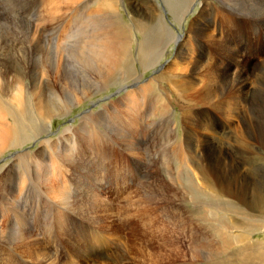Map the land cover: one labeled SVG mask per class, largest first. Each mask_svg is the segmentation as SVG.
I'll use <instances>...</instances> for the list:
<instances>
[{
  "label": "rangeland",
  "instance_id": "374dc122",
  "mask_svg": "<svg viewBox=\"0 0 264 264\" xmlns=\"http://www.w3.org/2000/svg\"><path fill=\"white\" fill-rule=\"evenodd\" d=\"M59 1H60V6L63 5L64 1L63 2H62V0H59ZM59 1L57 2V0H52V1L51 0H0V74H2V75L4 74L5 79H6V80L4 79V81L0 80V92H1L0 93V95H1L0 100H2L1 106H2V104H4L3 102H6V104L8 103L10 105V107L8 109L10 111V112L8 111V116H9L8 121L11 123L13 122L12 124H15V127H16V124H18V126L16 127L15 130L17 132L19 131L18 132V135H19L18 136L19 137L18 143H16L17 145L16 144L12 145L13 147L14 146L15 147L17 146V147L13 148L12 146H10L11 143H8L9 145L6 146V148L8 147V149L6 150V148H5L4 152L2 150L1 151L2 154L0 152V156H1L0 160H3L4 158H7L9 156L7 159L0 161V185H1L0 186L1 187L0 193L3 190H9V189L13 188V189H15V194L13 193L14 194L13 196L17 197V196H19L18 193L20 192V190L23 189V195L21 194V198L19 197L20 199L18 198V201L15 199V197H11L9 199L0 198V214L2 213L0 215V227H1L0 228V231H1V233H0V236H1L0 237V244L2 245V246L0 245V254H1L0 255V258H1L0 264H32V263H30L29 260L28 261L26 259L23 260L22 257H20L18 254H16V253H19V251H20V248H18V246H17V245H19V243H17L18 242L17 234H15V233H17L16 230H18V229L22 232V234L27 233V232L28 233L31 232L30 233L31 238H32L31 243L33 244L31 249L33 250L34 256H37L38 252L36 253V251H37L36 248L42 242L43 246L46 248V250L48 249V252L50 254L55 255L58 258H60V261L58 263H57V261H55V264H63L64 263L63 260L65 258H66L65 260H68V261L71 260V262H74L77 264H131V260L129 262L128 261L129 259L127 257L128 256L127 254H130V252L127 253V251H129V247L132 246V244L135 243V245L138 246L139 249H137V251L139 253L138 255L140 256V254L142 255L143 253L150 251V247L151 248L154 247L156 249H159L161 247V245L156 244V243H159L160 235L161 236L165 235L164 232L161 233V231H159V234L157 236H153V234L151 232V228H153L152 227L153 226L152 218L154 217L155 220H160V218L156 214L157 213L155 211L156 207L153 206V204H152L154 191H152L151 189H147L148 191L147 190L145 191V189H146L145 187L147 184H149V186L150 185L153 186L152 185L153 183H155L157 181L163 182L164 179L168 178L167 179L168 180L167 181L168 189H164L165 190V196H163V197L160 196V197L165 199L166 202H167V200H169V201L172 200L171 202L174 203L175 205H177L180 209H182V211L185 215H189L191 217L190 221L194 224V226H192V228L196 227V225H199V224H206L207 225L206 221H203V222L198 221V211L196 210V208H194L196 206L193 202H191L190 196L188 194H186L184 192V190L182 189L181 184L183 185V183H184V185H186V183H187V180H186L187 174L185 172H188V171H186V170H185V172L182 171L183 176H182L181 180L178 179L176 177L177 176V164L175 166L174 161H173V157H172V156H174L173 155L174 154V150H173L174 149V147H173L174 143H176V145H175L176 150H177V144H180V143L187 144L189 148H192L194 146V144H193L194 140L190 139L189 135L186 136V134H183V133H186V130H184L182 113L185 110L187 104L182 99V97H183L182 92L175 89L177 78L170 76V75L167 77L165 75H162L158 78L159 74L161 72H164L166 67H168V63L171 61V59L173 58V56L175 54V51L177 49V42L175 40L177 39V37L183 35V33L188 30V27L190 26L191 21L194 20L199 15L200 12H201L200 15L205 13V14H208L207 17H210L211 13L217 9H219L217 12L220 11V13H221V14L218 13V15H217L218 17L219 16L222 17L221 15H222L224 9H226L235 15V20L243 21V24H242L243 26L241 24L235 26V25H233V23H231L232 26L229 25L230 29L225 28V30L232 31L235 27L240 26L239 29L241 30V32L244 35H247L248 33H250L252 31L253 28L255 30L256 26H253L254 23H257L259 25L258 21H260V18L261 19L264 18V13H263L264 12V2H263L264 0H243V1L242 0H238V1L237 0H230V3L232 5L228 4L229 6L221 4L224 2L222 0H152L154 5H155L157 12L155 13V18L153 20V23L151 25L145 26V29H143L144 26H141V25L139 26L135 23L133 24V22H136L137 14L139 12L145 11V5L142 3V0H138V1L136 0L135 2H134V0H132L133 6H130L128 4L127 0H76L73 3H71V2L64 3L66 6L63 5L61 7H59V5H58ZM115 1H117V2H115ZM77 2L79 4H77ZM107 2H109V3H107ZM118 2H120V3H118ZM187 3H188V5H187ZM75 4H77V6ZM140 4H141V6H139ZM74 5L76 6L75 8L72 7ZM142 6H143V8H142ZM230 6L235 7V8H232ZM62 7L63 8L67 7V9L64 8L65 9L64 10V9H62ZM56 8H57V10H55ZM214 8H215V10H214ZM81 9H82V12H81ZM95 9H97V10H95ZM136 10H137V13L135 12ZM141 10H143V11H141ZM182 10H183V12H182ZM53 11H54V13H53ZM62 11H64V12H62ZM90 12H92V13L94 12V13L92 14ZM113 13H115V14H113ZM52 14L53 15L55 14V15L53 16ZM78 15H80V18L78 17ZM133 18H134V20H133ZM91 20H93V21H91ZM130 20L131 21L133 20V21L131 22ZM90 21L94 22V23H91ZM118 21L121 22L120 26L122 27V29H124L123 30L124 32L122 31V36H124V39L126 38L125 39L126 42L124 43L126 55L123 58L124 60L126 59V63L124 65V69L122 70L123 74H122V71L121 72L119 71L110 79H106L105 75H103L101 73L100 68L96 67L94 64V61H95L94 52H93L94 49L91 47H93V41H94L93 38L94 37H96V38L101 37L98 34L102 33L103 31H101V30L105 29L104 23L107 25L109 22L111 23V22H118ZM98 22H100V23H98ZM85 24L87 27H85ZM261 24H262V27L261 26L257 27V31H256V36L257 35L259 36V37L257 36L258 40H259V44L258 45L255 44V46H254V43H253L252 50H248L247 48H245L247 45L245 43L236 44V48H234V50L237 52H238V50L240 51V53L239 52L238 53L241 57V59H240L241 61L240 60L238 61L235 58H230L229 67L233 66V64H236L238 67H240L241 70H244L241 67L243 65L247 66V64H249V67L251 68V69L249 68V71H252V67L257 62L262 63L264 61V57H262V56H264V20L261 22ZM93 25H95V26H93ZM244 25H246V26H244ZM223 26L226 27L225 24ZM95 28H97V30ZM248 29H251V30H248ZM17 30H18L19 34L16 32ZM81 30L83 33H81ZM32 31L34 34L32 33ZM87 34H89L90 37ZM230 35L236 36L238 34L231 33ZM30 36H31V38H30ZM247 36H249V35H247ZM12 37H14V38L12 39ZM145 37L147 39H145ZM16 38H18V39H16ZM73 39H75V40H73ZM74 42H75V44H74ZM90 42H92V44ZM81 43L83 44V46H80V45H82ZM85 44H87V45H85ZM39 45H40V47H39ZM259 49L262 50L260 55L257 54V52L260 51ZM85 54H87V55H85ZM144 56H146V59H144ZM242 59L245 60V63L242 62L243 61ZM263 69L260 70L259 72H260V79L264 85V70ZM134 74L141 75V78H140L139 82L135 83V85H133V87L130 88L129 86H131V84L133 83V80L131 78L129 79V75H134ZM121 76H123V77H121ZM261 76H262V78H261ZM100 77H102V78H100ZM89 78H90V80H89ZM97 82H99V83H97ZM19 83L25 84L26 85L25 89L27 91V94L22 97V101H21L22 107H21V111H20L21 114L20 115L17 113L18 111H16V110H18L17 108H15V107H17L16 104L11 102V99H13V94L15 93V90H16V86ZM70 83H71V85H69ZM95 83L98 86L95 85ZM37 84H38V86H37ZM83 84H84V86H83ZM111 84L113 86H111ZM143 84H144V86H143ZM65 85H69V86H65ZM124 86L126 87L127 92L134 90L136 87H143L144 92L148 91L147 95L145 96V100L143 101L142 111L144 112L147 109H150L153 111V113L155 112L154 115L149 116V118H148L149 120L147 119V123H148L147 125L149 127L146 124L142 125V128L148 127V131L144 132L146 134V136H144V139H140L139 141H137V144L132 143L133 144L132 147H134L135 150L138 152V153L135 152L136 157H140L141 159L137 160L133 151H131L130 149L124 150L119 144H116L113 139L107 140L109 138H102L101 140H104L105 143L103 141L99 142V144L101 146V151L103 150L102 152L108 153V154L115 153L114 155L117 156L116 157L117 160H119L120 162L122 161V164L120 165V167H122V168L119 169V170H121V172L119 173L117 179L115 177H113L115 179L112 178V180L111 179L108 180L110 182L115 181V183L111 184V185L96 184L95 186H92V185H89L87 179H84V180L83 179H77V183L74 180V184L77 186L72 187L73 190H72V188H70L71 190L68 189L65 192H61L62 194H59V196L57 194V197H56L58 199V198H62L64 196L63 197L64 203L69 202V205H73V211L70 213L61 214L60 215L61 222H57L56 214H54L55 211L54 210L50 211L48 209L47 197L42 194L43 187L40 186V188L35 190L33 188V184H35V183H32L31 185H30V182L25 183V181H27V179H28L27 177H31L30 180H32V179H35L36 176L38 177L37 174H39V173H37V174L35 173L36 174V176H35V174H34L35 171L33 169L34 167L32 164H24L23 165L24 169L22 168V165H21V164H23L22 153H24L26 151L24 154H28L32 157H36L38 155H42L43 153L46 156H48V155L54 153V151H59L60 146L63 147L64 144L63 143L60 144V142H59V143H57L56 146H54L53 141L55 143L57 141V139L61 135H63V132L65 129L71 128V129L77 130L80 127H82L84 124L90 122L89 120L96 121L94 123V126L96 128L99 127V129L101 131L105 132L107 134V136L113 137L114 136L113 135L114 130L117 129L116 126L123 125L122 121L120 119V115L117 112V110H118L117 107L120 104L121 99L126 95V93L125 92H121V93L118 92L116 94V96H114V97H113V94L115 92H117L119 90V88H122ZM106 87H107V89H106ZM35 89L37 90V92ZM128 89H131V90L128 91ZM28 90H30V91H28ZM31 91H33V92H31ZM262 92H264V91H262ZM262 92H259V93H261L260 96L258 94L257 97L254 99V103L250 107V111H249L250 113H248L247 132L250 135V137H252L255 140L253 143H250L251 144L250 147L254 149V156H252V159L248 161L247 166H243V168H241V170H243L242 172L247 175L248 179L251 180L253 185L258 190H262V189L264 190V143H263L264 141H261V138L264 137V101L261 100L264 98V93H262ZM29 93H30V95H29ZM53 94H55L58 97V100L53 99V96H52ZM81 94H82V96H81ZM259 97H261V98H259ZM146 98L147 99L149 98L148 101ZM72 99L78 100V103L75 104L74 107H72V109H70L68 114H65V113L62 114L61 113L60 115L57 116L56 115L57 113H55V112L58 111V105L62 106V104L65 101L70 102ZM149 101H151V102H149ZM168 101H170V103H171L170 106L168 107V110L171 109L170 113H169V119H168V122L162 123L160 121V119L158 120L160 113H158L157 111L160 110V107L163 103L166 104ZM256 101L258 102V104ZM38 103H40V106H41V104H44V108L47 109L45 111L48 112V116L53 115V117H51V120L49 122V125H50L49 131H45L48 134L43 132L44 130H42L43 128H42L41 124H37L38 123V120H36L37 117L35 116V114L32 111V109L39 106ZM255 103H256V105H255ZM25 104H27L28 106L30 105L31 107L29 108L26 105V107L29 108V109L27 108L28 109L27 110L26 107L24 108ZM261 104H262V106H261ZM45 105H47V107ZM253 105H255V106H253ZM40 106H39V108H40ZM155 106H156V108H155ZM257 106H258V108H257ZM5 107L7 108V106H5ZM42 107H43V105H42ZM203 107H207V106H203ZM13 108L15 111L13 110ZM24 110H26L27 112L26 111L24 112ZM112 111H114V112H112ZM253 111H256L257 115ZM14 113L17 114L16 116H18L19 119H20V117H22V119H24V120L26 118V120H25V121H27L26 124L29 123V124H27L29 126H27L24 123L25 122L24 120L20 119V121H19L18 117H17V119H18L17 120ZM54 113H55V116H54ZM85 113H88L86 115L90 114V116H92V117L91 118L90 117H88V118L83 117V114H85ZM107 113H111V116H107L106 115ZM190 113L194 114L195 110H190ZM215 115H213V124L217 122L213 127V130L215 131V133L217 132L216 134H218V133L223 132L221 135L226 134V135H229L230 137L233 136L232 133H234V131L232 128H230L229 123H227V121L224 119V117L222 118L219 115H217L216 113H215ZM11 116L12 117L15 116V117H13V118H15L14 119L15 122L13 121ZM255 116L256 117L258 116L257 120H256ZM39 117L42 118V115ZM261 117H262V119H261ZM84 120L86 122H84ZM99 120H100L101 124L98 123ZM16 121L21 122V123H17ZM170 122L173 123L174 125H171ZM51 123H52V125H51ZM97 123H98V125H97ZM256 123H258V124H256ZM19 124H20V126H19ZM167 124L169 126L170 131H168L167 129L165 130V128H164V125L167 126ZM23 125L27 126L28 128L30 127V130H28V128L24 127ZM257 125H258V128L260 126H261V128L257 129ZM21 126H22V128H20V130L19 129L17 130V128H19ZM35 128H36V130H35ZM153 129L154 130H160V131H158V133H154ZM124 130H125L124 131L125 135H127L129 138L131 136V140H133L135 133L132 132L129 128H127V129L125 128ZM28 131H29V133H27ZM130 131H131V133H130ZM37 132H38V134H37ZM60 133H61V135H60ZM161 133H163V134L161 135ZM195 133L198 134L197 131ZM110 134H112V135H110ZM26 135L28 136V138H26V141H25V137H27ZM32 135L33 136L35 135V136L31 137ZM37 135H39V136L37 137ZM165 135H167V137H168L167 142H166V146H165V139H164ZM255 135H257V136H255ZM259 135H261V136H259ZM162 136H163V138H162ZM44 138L49 140L50 143L45 144L46 141H44L43 142L44 145H43L41 143V141H42V139L44 140ZM170 139H172V141ZM141 140H143V141H141ZM22 141H24V142H22ZM28 141L31 142L32 144L29 143ZM153 143H154V145H153ZM170 143L172 144V146H170ZM227 143H229L231 145L230 148H235L237 146V144H234V143L233 144L230 142H227ZM236 143H237V141H236ZM112 144L115 147L111 149ZM224 144H225V139H224ZM46 145H47V147H46ZM217 145H218L217 147L219 148V147H221L222 144L218 143ZM44 146H45V148H44ZM53 146L55 147L56 150L53 148ZM18 147H20V148H18ZM115 149H116V151H114ZM154 149L156 151H152ZM224 150H225V148H224ZM233 150H235V149H233ZM233 150H232V153H227L225 155V160H223V162L225 163V161L227 160V163L229 165L238 166L240 164V161H239V158H237L236 155L234 154ZM15 152H16V154H15ZM129 152H131V153H129ZM231 154L233 156H231ZM10 155H13V156H10ZM17 156H19V157L17 158ZM228 156H229V158L231 157L229 160H228ZM15 157L18 160H16ZM160 157H162V159L168 158L170 160L169 167L171 166V171L173 172V173H171V177H168L167 175L164 177L165 173H163V172H165V170L162 171V168H160L161 167L160 161L158 160ZM171 157H172V159H171ZM19 159H21V160H19ZM15 160H16V162H15ZM84 162H83L82 166L87 170H91L92 162H89L88 160H85ZM162 163L165 164L164 166H168L167 162H162ZM236 163H237V165H236ZM19 164H20V166H18ZM25 166H26V168L28 167L29 170H27L25 168ZM17 167L18 168L20 167L21 169L19 168V170H17L18 169ZM2 169H4V170L2 171ZM246 169H249V172H247ZM15 170H16V172H15ZM94 170L98 171L96 168H94ZM156 170H158V171H156ZM12 171H14V172H12ZM24 171H25V173H24ZM8 172L10 175L11 174L13 175V176L11 175L12 181L10 183H6L4 181V177L5 178L7 177L6 175H8ZM27 172H30L29 176H28ZM101 173L104 174L105 172L101 171ZM21 174H22V176H21ZM25 174H27V176ZM151 174H153L156 178L155 179L151 178L152 177ZM121 175H125L126 179L124 180L121 177ZM17 178H20L21 182L20 183L16 182L17 183L16 184L15 180ZM2 179H3V181H2ZM138 179H140V180H138ZM184 179L186 181L183 182ZM169 180H171L172 182H170ZM23 181L25 184H22ZM108 181L106 180V182H108ZM117 181L119 183V186L116 184ZM168 182L170 184L171 183L172 184L170 185ZM44 183H45V181H42V183H40V184L41 185L46 184L47 190L49 189V183L52 185L50 180H49V182H46L45 184ZM6 184H8V185H6ZM10 185H12L13 187ZM7 186H9L10 188L8 189ZM89 186H92L91 188H94V190L92 192L88 191ZM109 186H111L112 188ZM117 186L121 188V189H119V191L121 190L123 195L126 193L124 195L125 197L122 194L118 195V194L112 192V190L116 189ZM178 187H179V189H178ZM95 189H100V190H98V194H97V192H94ZM59 191H61V189ZM69 191H71V192H69ZM72 191H73V193H72ZM87 191L89 193H87L86 196L89 194H92V196L94 198H95V194L98 196H100L101 194H104V195L110 194L109 198L111 200H108L107 207L110 211L113 210L115 218H114V215L108 216L109 219L106 220L107 224H105V225H110V227H112L115 230L118 229L117 232L120 234H118L119 240H118L116 246L110 244L108 247H106V244H103V245L101 244L102 241H101L100 237L103 236V233L101 232L99 227L96 228L90 222V221H92V222L95 221L92 218L93 216L89 214L90 210H91V208H89L90 206L88 204H86L84 206L81 204L79 199L76 200L77 199L76 197H79L80 195H84L85 192H87ZM25 192L27 195L25 194ZM181 192L182 193L184 192V193L181 194ZM151 193H153V194H151ZM174 193L178 194L177 198L184 196V202H182L183 199H181L182 201L180 199L178 200L177 198L174 199L173 198ZM86 196H85L84 200L86 199ZM121 196L124 198L122 199ZM139 196L141 197L142 201L144 199L148 200V201H146L147 204L144 205V206H147V208H144V206L140 203L142 201H140L141 199H139L140 198ZM144 196H145V198L143 199ZM111 197H113V198H111ZM129 202H133V203L137 204V205H135L136 207L139 206L137 208L135 207V209H137V211L133 210V213H131V211L129 212L126 209V206ZM186 202H188V203H186ZM7 203H8V205H6ZM110 204H112V205H110ZM165 204H167V203H165ZM186 204H188V206ZM193 204H194V206H193ZM151 206H153V207H151ZM12 207H13V211L11 209ZM80 207H81V209H80ZM14 209H16V210H14ZM123 209H124V211H123ZM147 209H149V210H147ZM152 209L154 211H152ZM254 209L256 211L257 208H254ZM85 210H87L88 212ZM66 211L68 212V210H66ZM192 211L194 212L193 214H192ZM74 213H76V215ZM84 213L85 214L87 213V214L85 215ZM138 214L141 215V221L140 222H138V219L136 222L135 217H137ZM153 214H154V216H153ZM134 218H135V220H134ZM236 218L239 219V216H237ZM86 219H88L89 221ZM109 220H111V221H109ZM114 221H115V223H114ZM108 222H109V224H108ZM148 222H149V224H148ZM57 223H59L60 225H57ZM96 223H99V221L97 220ZM143 223H145V224H143ZM6 224H8V225H6ZM17 225H20V227ZM130 226L131 227L133 226V228H131ZM145 226L146 227L148 226L147 227L148 229ZM4 229H6V230L4 231ZM13 229L15 230V232L13 231ZM61 230H65V231H61ZM32 231H33V233H32ZM152 231H154V230H152ZM5 232H6V234H5ZM11 232H14V234L12 233L14 236L11 235ZM148 232H149V234H148ZM34 233H35V236H34ZM189 233L190 232L188 231V229L185 228L184 231L180 232L179 235H181V237L183 236V237H188L191 239ZM1 234H3V235H1ZM97 234H99V235H97ZM2 236L5 238L6 241L4 240V238ZM6 237H8V238H6ZM110 237L111 238L115 237V235H113V236L111 234L107 235V238H110ZM181 237L179 238V241L181 240ZM249 239L251 240V242H253V245H258V246L264 247V227H262V226L260 227V225L257 227H253L251 230V234L249 236ZM34 241L36 244L34 243ZM11 243H13V245L15 243V246H13ZM10 246H12V247H10ZM16 247H17V249H16ZM144 247H147V249L146 248L144 249ZM9 248H11V249L8 252L7 250ZM96 248L98 250H96ZM13 249H14V251H13L14 255L13 256H15L16 259L11 255ZM181 249H182L183 254H182V252H180L181 253L180 256H176L174 254V263L173 264H190V263L195 264L196 259L194 258L192 260V258L194 256L191 253L189 254V252H191L190 251L191 250V240H190V242L188 240H183L182 244H181ZM16 250H18V251L16 252ZM165 250L168 254L169 249H165ZM2 252L5 254V256ZM226 252H227V250H221L222 254L223 253L225 254ZM263 252H264V250H263ZM227 253L230 254V251ZM229 254H227V255H229ZM253 254L256 255V253H253ZM9 255L11 257H9ZM2 256H4V257H2ZM129 256H131V255H129ZM7 257H9V260H7L8 259ZM88 258H90V259H88ZM13 259H15L14 262H13ZM32 259H34V258H32ZM6 260L9 262H7ZM194 260H195V262H194ZM235 260L238 261V264H240V258L239 259L236 258ZM153 261L155 262V264H157L156 262H158L157 260H153ZM166 261L171 263L173 260L169 259ZM138 263H139V261H138ZM150 264H152V263H150Z\"/></svg>",
  "mask_w": 264,
  "mask_h": 264
},
{
  "label": "bare ground",
  "instance_id": "6f19581e",
  "mask_svg": "<svg viewBox=\"0 0 264 264\" xmlns=\"http://www.w3.org/2000/svg\"><path fill=\"white\" fill-rule=\"evenodd\" d=\"M58 1L59 0H57V2ZM63 1H64V3H69V2L73 3L76 0H62V2ZM135 1L136 0H134V2ZM222 1H224L225 3L223 2L221 4H224L226 6H229L231 4L230 0H222ZM115 2H117V1H115ZM127 2L130 6H133L132 0H127ZM64 3H63V5H65ZM107 3H109V2H107ZM118 3H120V2H118ZM142 3L145 5V11L139 12L137 14L136 22H133V24L135 23L139 26L140 25L144 26L143 29H145V26L151 25L153 23V20L155 18V13L157 11H156L155 5H154L152 0H142ZM77 4H79V3L77 2ZM77 4H75V5L77 6ZM58 5H59V7L63 6V5L60 6V1H59ZM75 5L72 7L75 8L76 7ZM187 5H188V3H187ZM139 6H141V4ZM230 7H232V6H230ZM57 8L55 10H57ZM64 8L62 7V9H64ZM142 8H143V6H142ZM232 8H235V7H232ZM65 9H67V7ZM95 10H97V9H95ZM214 10H215V8H214ZM218 10L219 9L213 11L211 13L210 17H207L208 14H205V13L200 15V13H201L200 12L199 15L194 20L191 21L190 26L188 27V30L185 31L183 33V35L177 37V39L175 40L177 42V49L175 51V54H174L173 58L171 59V61L168 63V67H166L164 72H161L158 76V78H159L162 75H165L166 77L170 75V76L177 78L175 89L182 92V94H183L182 99L188 105V106L186 105V108L182 113L184 130H186V133H183V134H186V136L189 135L190 139L194 140V143H193L194 146L192 148H189L187 144L180 143V144H177V150H176V148H175L176 143H174L173 144V147H174V149H173L174 154L173 155L174 156H172V157H173V161H174L175 166L177 164V176L176 177L178 179L181 180V178L183 176L182 171H184V172H185V170L188 171V172H185L187 174V178H186L187 183H186V185H184V183H183V185L181 184L182 189L184 190V192L186 194H188L190 196L191 202H193L195 204L196 207H194V208H196V210L198 211V221H202V222L206 221L207 225L206 224H199V225H196V227L192 228V226H194V224L190 221L191 217L189 215H185L183 213L182 209H180L177 205H175L174 203L171 202L172 200L171 201L167 200V202H166L165 199L160 197V196H162V197L165 196V190L164 189H168V186H167V181H168L167 179L168 178L164 179L163 182L157 181V182L153 183L152 184L153 186H151V185L149 186V184H147L145 187L146 188L145 191L147 189H151L152 191H154L152 204H153V206L156 207L155 208V211L157 212L156 214L160 218V220H155L154 217L152 218V221H153L152 227L153 228H151V232H152L153 236H157L159 234V231H161V233L164 232L165 235H162V236L160 235V239H159L160 241H159V243H156V244L161 245V247L159 249H156L154 247L153 248L150 247V251L145 252L142 255L140 254V256L138 255L139 253L137 251V249H139L138 246H136L135 243L132 244V246L129 247V251H127V253L130 252V254H127L128 255L127 257L129 259V260L128 259L127 260L129 262L131 260V264H134V263L135 264L136 263L137 264H144V263L145 264H150V263L155 264V262L153 260H157L158 261V262H156L157 264H173L174 263V254L176 256H180V254H181L180 252H182L181 244H182L183 240H188L189 242L191 240V250H190L191 252H189V254L191 253L194 256L192 258V260L194 258L196 259L195 264H202V263L203 264H238V261L235 260L236 258H238V259L240 258V264H264V252H263L264 247L258 246V245H253V242H251V240L249 239V236L251 234V230L253 227H257L259 225H260V227L261 226L264 227V190L263 189H262L263 191L258 190L253 185L251 180L248 179L247 175L242 172L243 170H241V168H243V166H247L248 161L252 159V156H254V149L250 147V145H251L250 143H253L255 140L252 137H250V135L247 132V128H248L247 121H248V113H250L249 112L250 107L254 103V99L257 97L258 94L260 96L261 93H259V92L264 91V85L260 79V72H259L260 70H262L264 68V61L262 63L260 62L261 64L259 62H257L254 66L252 65L253 66L252 71H249L250 67H249V64H247V63H246L247 66L243 65L241 67L244 70H241L240 67H238L236 64H233L234 67L233 66L229 67L230 58H235L238 61L241 59V57L239 55L240 51L238 50V52H239L238 53L237 51L234 50V48H236V44L245 43L248 45V46L246 45V47H245L248 50H252L253 43H254V46H255V44H257V45L259 44V40H258L259 36L258 35H257L258 37L256 36V31H257V27H260V26L262 27L261 22L264 20V18L263 19L260 18V21H258L259 25L257 23H254V25L252 24L253 26H256L255 30L253 28L252 31L247 34L249 36H247L241 32V30L239 29L240 26L235 27L232 31L225 30V28L230 29L229 25H231V23H233V25L236 26L239 24L242 25L243 21L235 20V15L226 9H224V11L221 15L222 17H220V16L218 17L217 15H218V13H220V11L217 12ZM141 11H143V10H141ZM62 12H64V11H62ZM81 12H82V9H81ZM135 12L137 13V10ZM182 12H183V10H182ZM53 13H54V11H53ZM90 13H92V12H90ZM113 14H115V13H113ZM78 17L80 18V15H78ZM133 20H134V18H133ZM91 21H93V20H91ZM91 23H94V22H91ZM98 23H100V22H98ZM224 24L226 25V27L223 26ZM120 25H121V22H119V21L118 22H111V23L109 22L107 25L104 23L105 29L101 30L103 32L98 34L101 37L100 38H96V37L93 38V40H94L93 41V47H91V48L94 49V51H93L94 57H95L94 64L96 67L100 68L101 73L103 75H105L106 79H110L119 71L121 72L124 69V65L126 63V59L125 60L123 59L126 55V53H125L126 50H125V45H124V43L126 42L125 41L126 38L124 39V36H122V31L124 29H122V27ZM93 26H95V25H93ZM244 26H246V25H244ZM85 27H87L86 24H85ZM95 29L97 30V28H95ZM248 30H251V29H248ZM16 32L18 33V30ZM32 33H33V31H32ZM81 33H83L82 30H81ZM231 33L238 34V35L232 36V35H230ZM87 35L90 37L89 34H87ZM31 36H30V38H31ZM13 38L14 37H12V39ZM16 39H18V38H16ZM145 39H147V38L145 37ZM73 40H75V39H73ZM90 43L92 44V42H90ZM74 44H75V42H74ZM85 45H87V44H85ZM80 46H83V44ZM39 47H40V45H39ZM261 51L262 50L257 52V54L260 55ZM85 55H87V54H85ZM262 57H264V56H262ZM144 59H146V56H144ZM242 62L245 63V60H243ZM122 74H123V71H122ZM102 77H100V78H102ZM121 77H123V76H121ZM130 78L133 80V83L129 87L132 88L133 85H135V83L139 82L141 75H137V74L129 75V79ZM261 78H262V76H261ZM4 79H5V75L0 74V80L4 81ZM89 80H90V78H89ZM97 83H99V82H97ZM69 85H71V83ZM69 85H65V86H69ZM95 85H97V84L95 83ZM25 86H26L25 84L19 83L16 86L15 93L13 94V99H11V102L16 104L17 107H15V108L18 109L16 111H18L17 113L19 115L21 114L20 111H21V107H22L21 106L22 97L27 94ZM37 86H38V84H37ZM83 86H84V84H83ZM111 86H113V85L111 84ZM143 86H144V84H143ZM106 89H107V87H106ZM129 90H131V89H128V91ZM28 91H30V90H28ZM31 92H33V91H31ZM36 92H37V90H36ZM118 92L119 93H121V92L126 93V95L121 99L120 104L117 107L118 108L117 112L120 115V119H121L123 125L116 126L117 129L114 130V133H113L114 136L113 137L107 136V134L105 132L101 131L99 129V127L96 128L94 126V123L96 121L89 120L90 122L87 121L88 123H86V124L83 123L84 125L77 130L67 128L64 130L63 135H61V133H60L61 136L57 139V141L55 143L53 141L54 146H56L57 143H59V142H60V144H62V143L64 144L63 147L59 145L60 146L59 151H54V153H52L48 156H46L43 153L42 155H38L36 157H32L28 154H24L26 151L24 153H22L23 151L21 152L22 156H23V159H22L23 164H21L22 168H23L24 164H32L34 167V168L33 167L32 168L35 171L34 172L32 170L34 172V174L39 173V174H37L38 177L35 174V176H36V177L34 176L35 179L30 180L31 177H27L28 179H27V181H25V183L30 182V185L32 183H35V184H33V188L35 190L40 188V186L43 187L42 194L47 197L48 209L50 211H52V210L55 211V213L54 212L53 213L56 214L57 222H61V220H60L61 214L70 213L73 211V205H69V202H67V201H66L67 203H64V201H63L64 196L63 197L61 196L62 198H58L59 200L56 197H57V194L59 196V194H62L61 192H65L68 189L71 190L70 188L77 186L74 184V180L77 183V179H83V180L87 179L89 185H92V186H95L96 184L111 185V184H114L115 181L110 182L108 180H110V179L112 180L113 177H115L117 179L119 173L121 172V170H119V169L122 168V167H120V165L122 164V161L120 162L119 160H117V158H116L117 156L114 155L115 153L108 154V153L102 152L103 150L101 151V146H100L99 142L100 141L104 142V140H101L102 138H109L107 140L113 139L114 142L116 144H119L124 150L130 149L131 151H133V153L136 157L135 152H137V151L135 150L134 147H132L133 146L132 143L137 144V141H139L140 139H144V136H146V134L144 132H147L148 127H149L147 125L148 124L147 119L149 118L150 115H154V113H155V112L153 113V111L150 109H147L144 112L142 111L143 101L145 100V96L147 95L148 91L144 92L143 87H136L134 90L127 92L126 87L124 86L122 88H119V90L113 94V97L116 96V94ZM262 93H264V92H262ZM29 95H30V93H29ZM52 96H53V99L58 100V97L55 94H53ZM81 96H82V94H81ZM259 98H261V97H259ZM148 99H147V101H148ZM261 100L264 101V98ZM1 101L2 100H0V152L2 150L4 152V149L6 148V146L9 145L8 143H11L10 146L18 143V140H19L18 132L19 131L17 132L15 130L16 127L18 126V124H16V127H15V124H12L13 122L11 123L8 121L9 120V118H8L9 117L8 116L9 110L8 109H9L10 105L8 103L6 104V102H3L4 104H2V106H1ZM149 102H151V101H149ZM40 103H38L39 106H40ZM77 103H78V100H76V99H72L70 102L65 101L62 104V106L58 105V111L55 112V113H57L56 115L58 116L61 113L62 114H64V113L68 114L70 109H72V107H74V105ZM170 104H171L170 101H168L166 104L163 103L160 107V110L157 111L158 113H160L158 120L160 119V121L162 123L168 122L169 113L171 110V109L168 110V107L170 106ZM257 104H258V102H257ZM26 105L27 104H25L24 108L26 107ZM42 105H43V107H42ZM47 105H45V106L47 107ZM255 105H256V103H255ZM255 105H253V106H255ZM5 106H7V108ZM39 106L32 109L33 113L37 117L36 118V120H38L37 124H41V126L43 128L42 130H44L43 132L49 131V127H50L49 122L51 120V117H53V115L48 116V112L45 111L47 109L44 108V104H41L40 108H39ZM203 106H207V107H203ZM261 106H262V104H261ZM28 107L30 108L31 106L29 105ZM28 107H26V109ZM155 108H156V106H155ZM257 108H258V106H257ZM13 110H14V108H13ZM190 110H195V113L191 114L192 112L190 113ZM25 111L26 110H24V112ZM112 112H114V111H112ZM253 112L256 114V111H253ZM55 113H54V116H55ZM215 113L222 118L224 117V119L227 121V123H229L230 128H232L234 131V133H232L233 136L230 137L229 135H226V134H223L224 135L223 136V135H221L223 132L218 133V134H216L217 132L215 133V131L213 130L214 125L217 123L216 122L213 124V115H215ZM14 114H15V116L17 115L16 113H14ZM86 114H88V113L83 114V117H86V118L92 117V116H90V114L89 115H86ZM41 115H42L43 119L39 117ZM106 115L111 116V113H107ZM15 116H13V117H15ZM13 117H12V119L15 122V120H14L15 118H13ZM17 117L18 116H16V119H17ZM257 117H256V120H257ZM18 119H19V117H18ZM20 119H22V117H20ZM20 119H19V121H20ZM261 119H262V117H261ZM22 120H24V119H22ZM25 120H26V118H25ZM100 120L98 123H100ZM16 122L21 123L18 121H16ZM26 122L27 121H25L24 123L26 124ZM84 122H86V121L84 120ZM98 123H97V125H98ZM27 124H29V123H27ZM143 124L144 125L146 124L148 127L142 128ZM170 124L174 125L171 122H170ZM256 124H258V123H256ZM51 125H52V123H51ZM19 126H20V124H19ZM27 126H29V125H27ZM27 126H24V127L28 128ZM20 128H22V126L17 128V130L18 129L20 130ZM125 128L126 129L129 128L132 132L135 133L133 140H131V136L129 138L127 135H125V132H124ZM164 128H165V130L167 129L168 131H170L168 124H167V126L164 125ZM259 128H261V126ZM259 128L257 125V129H259ZM28 130H30V127L28 128ZM35 130H36V128H35ZM131 131H130V133H131ZM158 131H160V130H154L153 129L154 133H158ZM196 131L198 132V134L195 133ZM27 133H29V131ZM45 133H47V132H45ZM37 134H38V132H37ZM162 134L163 133H161V135ZM110 135H112V134H110ZM34 136L32 135L31 137H34ZM38 136L39 135H37V137ZM255 136H257V135H255ZM259 136H261V135H259ZM26 138H28V136L25 137V141H26ZM45 138H44V140L42 139L41 143L43 144V142L46 141L47 143L45 142V144H49L50 141L45 139ZM162 138H163V136H162ZM167 138H168L167 135H165V137H164L165 146H166ZM224 139H225V144H224ZM170 140L172 141V139H170ZM141 141H143V140H141ZM236 141H237V143H236ZM261 141H264V137L261 138ZM22 142H24V141H22ZM227 142H230L232 144L233 143L237 144V146L235 148H230L231 145ZM29 143H31V142H29ZM218 143L222 144L221 147H219V148L217 147ZM113 144H112L111 149L115 147V146H113ZM153 145H154V143H153ZM54 146H53V148L55 149ZM170 146H172L171 143H170ZM46 147H47V145H46ZM18 148H20V147H18ZM44 148H45V146H44ZM224 148H225V150H224ZM7 149H8V147L6 148V150ZM233 149H235V150H233ZM232 150H233L234 154L236 155V157L239 158L240 164L238 166L229 165L227 163V160L225 161V163L223 162V160H225V155L227 153H232ZM114 151H116V149ZM152 151H156V150L154 149ZM129 153H131V152H129ZM1 154H2V152H1ZM15 154H16V152H15ZM13 155H10V156H13ZM19 156H17V158ZM231 156H233V155L231 154ZM172 157H171V159H172ZM7 158H4V159H7ZM17 158H16V160H18ZM230 158L228 156V160ZM136 159L140 160L141 158L136 157ZM3 160H0V161H3ZM16 160H15V162H16ZM19 160H21V159H19ZM85 160L92 162L91 170H87L82 166L83 162ZM158 160L160 161V166H161L160 168H162V171L165 170V172H163V173H165L164 177L166 175L168 177H171V173H173V172L171 171V166L169 167L170 160L168 158L162 159V157H160ZM162 162H167L168 166H164L165 164ZM236 165H237V163H236ZM18 166H20V164ZM19 168L17 170H19ZM25 168H26V166H25ZM94 168H96L98 171H95ZM4 169H2V171ZM26 169L29 170L28 167ZM101 171H104L105 173L102 174ZM156 171H158V170H156ZM246 171L249 172V169H246ZM12 172H14V171H12ZM15 172H16V170H15ZM24 173H25V171H24ZM29 173L30 172H27L28 176H29ZM27 174H25V175L27 176ZM11 175L8 172V175H6L7 177L6 178L4 177V181L6 183H10L12 181ZM21 176H22V174H21ZM151 176H152L151 178H154V179L156 178L153 174H151ZM121 177L124 180L126 179L125 175H121ZM115 178H113V179H115ZM49 180L51 181L52 185L49 183V189L47 190V185L45 183L49 182ZM106 180L108 182H106ZM138 180H140V179H138ZM186 180L184 179L183 182ZM2 181H3V179H2ZM42 181H45V183H44L45 185L40 184V183H42ZM169 181L172 182L171 180H169ZM16 182L20 183L21 182L20 178H17L15 180V183ZM25 183H24V181L22 182V184H25ZM116 184L119 186L118 181L116 182ZM6 185H8V184H6ZM10 186H12V185H10ZM92 186H89L88 191L92 192L94 190V188H91ZM118 186L116 189L112 190V192L116 193L118 195L119 194L123 195L122 191L121 190L119 191V189H121V188ZM109 187H111V186H109ZM7 188L9 189L10 187L7 186ZM60 189H61V191H59ZM178 189H179V187H178ZM72 190H73V188H72ZM98 190H100V189H95L94 192H97V194H98ZM88 191L85 192L84 195H80L79 197H76L77 198L76 200L79 199L81 204L84 206L86 204H88L90 206L89 208H91V210H90L89 214L92 215L93 216L92 218L95 220L94 222H92V221H90V222L96 228L99 227L101 232L103 233V236L100 237L101 241H102L101 244L102 245L106 244V247H108L110 244L116 246V244L119 240L118 234H120L117 232L118 229L115 230L112 227H110V225H105V224H107L106 220L109 219L108 216L114 215L113 210L110 211L107 207L108 200H111L109 198L110 194L109 195H106V194L100 195L99 194L100 196L95 194V198H96L95 199L92 196V194H89L86 196V194L89 193ZM69 192H71V191H69ZM13 193L15 194V189H13V188L9 189V190H3L0 193V198L9 199L11 197H15V199L18 201V198L19 197L21 198V194L23 195V189L20 190V192L18 193L19 196H17V197L13 196L14 195ZM72 193H73V191H72ZM183 193L181 192V194H183ZM25 194H26V192H25ZM151 194H153V193H151ZM173 195H174L173 196L174 199L178 197L177 193H174ZM85 196H86V199L84 200ZM124 197H122V199ZM111 198H113V197H111ZM144 198H145V196L143 197V199ZM139 199H141V197ZM177 199L178 200L183 199V201L182 200L181 201L184 202V196H181ZM140 201H142V199ZM146 201H148V200L144 199L140 203L144 206L145 204H147ZM188 202H186V203H188ZM165 203H167V204H165ZM194 204H193V206H194ZM6 205H8V203ZM110 205H112V204H110ZM135 205H137V204H135L133 202H129L126 206V209L129 212L131 211V213H133V210L137 211V209H135V207H136ZM186 205L188 206V204H186ZM153 206H151V207H153ZM137 207H139V206H137ZM144 208H147V206H144ZM254 208H257L256 211ZM11 209L13 211V207ZM16 209H14V210H16ZM80 209H81V207H80ZM153 209H152V211H154ZM66 210H68V212ZM147 210H149V209H147ZM85 211H87V210H85ZM123 211H124V209H123ZM193 213L194 212L192 211V214ZM74 214L76 215V213H74ZM153 216H154V214H153ZM237 216H239V219L236 218ZM114 218H115V215H114ZM135 218H136V222H137V219H138V222L141 221V215L140 214H138L137 217H135ZM135 218H134V220H135ZM86 220H88V219H86ZM97 220L99 221V223H96ZM109 221H111V220H109ZM114 223H115V221H114ZM108 224H109V222H108ZM143 224H145V223H143ZM148 224H149V222H148ZM6 225H8V224H6ZM57 225H60V224L57 223ZM17 226L20 227V225H17ZM131 228H133V226ZM185 228H187L188 231L190 232L189 235H190L191 239L188 237H183V236L181 237V235H179L180 232L184 231ZM5 230L6 229H4V231ZM152 230H154V231H152ZM13 231L15 232L14 229H13ZM16 231H17V233H15V234H17V238H18L17 243H19V245H17V246H18V248H20L19 253H16V254H18L20 257H22L23 260L24 259H26L27 261L29 260L30 263H32V264H55V261H57V263L60 261V258H58L55 255L50 254L48 252V249L46 250V248L43 246L42 242L36 248L37 249L36 253L38 252L37 256H34L33 250L31 249V247L33 246V244L31 243V240H32L31 235H30L31 230L29 231L30 233L27 232V233H23V234L19 229ZM61 231H65V230H61ZM14 232H11V235H13ZM0 233H1V231H0ZM32 233H33V231H32ZM3 234H1V235H3ZM5 234H6V232H5ZM109 234H111L112 236L115 235V237L107 238V235H109ZM148 234H149V232H148ZM97 235H99V234H97ZM34 236H35V233H34ZM180 237H181V240L179 241ZM6 238H8V237H6ZM4 240H5V238H4ZM34 243H35V241H34ZM11 244L13 245V243H11ZM13 246H15V243ZM10 247H12V246H10ZM145 248L147 249V247H144V249ZM10 249L11 248H9L7 251L9 252ZM16 249H17V247H16ZM165 249H169L168 254H167ZM96 250H98V249L96 248ZM221 250H227V252L230 251V254L227 252L225 254L224 253L222 254ZM13 251H14V249L12 250V254H11L12 256L14 255ZM17 251L18 250H16V252ZM253 253H256V255ZM182 254H183V252H182ZM227 254H229V255H227ZM129 255H131V256H129ZM4 256H5V254H4ZM4 256H2V257H4ZM9 257H11V256L9 255ZM9 257H7L8 258L7 260H9ZM13 257L16 259L15 256H13ZM32 258H34V259H32ZM15 259H13V262ZM65 259L63 260L64 261L63 264H77V263L71 262V260L68 261ZM88 259H90V258H88ZM169 259L173 260V261L171 263L167 262L166 260H169ZM138 261H139V263H138ZM7 262H9V261H7ZM194 262H195V260H194ZM190 264H193V263H190Z\"/></svg>",
  "mask_w": 264,
  "mask_h": 264
}]
</instances>
